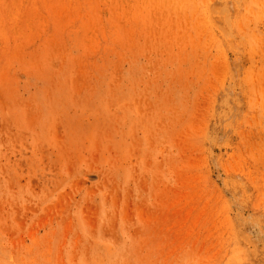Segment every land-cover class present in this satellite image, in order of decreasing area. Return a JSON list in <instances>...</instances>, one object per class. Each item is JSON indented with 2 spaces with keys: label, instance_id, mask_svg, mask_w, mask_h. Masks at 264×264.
Wrapping results in <instances>:
<instances>
[{
  "label": "rangeland",
  "instance_id": "obj_1",
  "mask_svg": "<svg viewBox=\"0 0 264 264\" xmlns=\"http://www.w3.org/2000/svg\"><path fill=\"white\" fill-rule=\"evenodd\" d=\"M0 20V264H216L233 212L264 219V0H0ZM143 231L161 247L135 256Z\"/></svg>",
  "mask_w": 264,
  "mask_h": 264
},
{
  "label": "bare ground",
  "instance_id": "obj_2",
  "mask_svg": "<svg viewBox=\"0 0 264 264\" xmlns=\"http://www.w3.org/2000/svg\"><path fill=\"white\" fill-rule=\"evenodd\" d=\"M14 21L15 24H18L17 18ZM2 24V20H0V29ZM246 215L253 217L254 213L244 211H235L232 213V220H238V223L234 225L235 230L232 231V243L230 247L219 249L216 252L215 256H213V258L217 259L216 264H264V219L261 216L259 219L248 220L245 218ZM126 229L127 227H124L122 230L119 229L109 234L108 246L106 248V259L108 261L114 254L110 248L112 243L119 245L120 250L124 248L121 243L128 237V234L125 233ZM160 245V235L154 237L148 231H143L137 239L135 256L140 255V253L144 255L146 249L154 253L156 248L161 247ZM160 258L165 257L163 255ZM148 259L153 264H169L167 261L159 262L152 260L154 258ZM130 262L129 260L128 264Z\"/></svg>",
  "mask_w": 264,
  "mask_h": 264
}]
</instances>
